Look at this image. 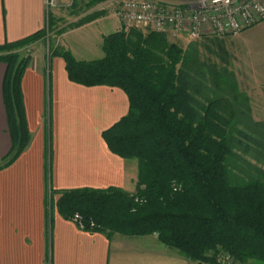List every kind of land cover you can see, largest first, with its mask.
Returning <instances> with one entry per match:
<instances>
[{"label":"trees","instance_id":"16d2710c","mask_svg":"<svg viewBox=\"0 0 264 264\" xmlns=\"http://www.w3.org/2000/svg\"><path fill=\"white\" fill-rule=\"evenodd\" d=\"M45 34L46 29L0 45L12 136L0 170L30 145L22 80L31 56L25 50ZM102 49L104 57L93 61H79L65 49L55 53L65 60L70 81L116 87L127 95L128 115L103 137L113 153L138 160L137 191H62L59 213L70 220L78 214L85 231L109 238L157 234L165 245L201 263L218 264L223 250L242 264H264V170L254 167L255 177L247 183L230 179L227 160L251 137L215 108L222 99H241L234 75L211 63L212 56L227 63L225 38H206L183 49L162 33H140L130 43L119 30L104 37ZM137 197L145 202L136 203Z\"/></svg>","mask_w":264,"mask_h":264},{"label":"crops","instance_id":"0c3cea01","mask_svg":"<svg viewBox=\"0 0 264 264\" xmlns=\"http://www.w3.org/2000/svg\"><path fill=\"white\" fill-rule=\"evenodd\" d=\"M49 5L50 0H0V45L45 30ZM99 23L70 30L51 49L38 50L23 76L31 143L11 166L0 170V264H200L156 234L109 238L85 231L57 208L48 209L49 189L56 201L62 191L136 189V160L113 153L103 137L128 115L127 95L116 87L70 81L65 60L55 53L61 48L79 61L103 58L107 35L94 29ZM6 72L7 65L0 62V160L12 149L4 101Z\"/></svg>","mask_w":264,"mask_h":264},{"label":"rangeland","instance_id":"374dc122","mask_svg":"<svg viewBox=\"0 0 264 264\" xmlns=\"http://www.w3.org/2000/svg\"><path fill=\"white\" fill-rule=\"evenodd\" d=\"M117 1L50 0L51 11L49 10L45 37L30 44L25 50L26 55H30L32 61L38 50H46L48 47L51 49L64 33L95 20L100 21L94 26L100 34L110 35L121 29L127 33L130 43H135L136 36L140 33L143 36L151 33L134 26L119 27L120 21L116 19L115 14ZM53 12H56L55 15ZM166 38L169 43L183 49L192 43L199 44L206 40V38L197 40L184 37L173 38L168 35ZM225 40L228 52L227 63L220 62L215 56L211 57V63L216 64L219 70L227 69L234 75L241 99L238 102L228 98L222 99L215 104V108L224 121L230 122L234 119L239 132L251 137V140L246 138L242 145L235 147L233 156L227 160L230 179L234 183H247L255 177L254 167H261L264 170V22L237 35L226 37ZM59 49L61 48L57 50ZM219 96L223 97L220 94ZM130 160H136L138 173L136 189L128 193L135 194L139 180V163L137 159ZM55 195L54 191L48 190L47 205L50 211L57 208L59 199L56 201ZM217 262L218 264H242L223 250L217 254Z\"/></svg>","mask_w":264,"mask_h":264},{"label":"built area","instance_id":"2783aa9c","mask_svg":"<svg viewBox=\"0 0 264 264\" xmlns=\"http://www.w3.org/2000/svg\"><path fill=\"white\" fill-rule=\"evenodd\" d=\"M115 14L124 27L173 38H226L264 22V0H118ZM73 221L84 229L80 215Z\"/></svg>","mask_w":264,"mask_h":264}]
</instances>
